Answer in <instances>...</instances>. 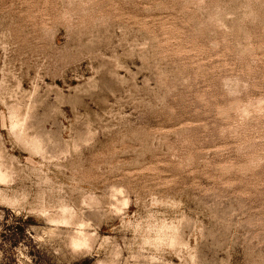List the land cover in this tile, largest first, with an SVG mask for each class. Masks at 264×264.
I'll list each match as a JSON object with an SVG mask.
<instances>
[{"label":"rangeland","instance_id":"rangeland-1","mask_svg":"<svg viewBox=\"0 0 264 264\" xmlns=\"http://www.w3.org/2000/svg\"><path fill=\"white\" fill-rule=\"evenodd\" d=\"M26 249L264 264V0H0V264Z\"/></svg>","mask_w":264,"mask_h":264},{"label":"clouds","instance_id":"clouds-1","mask_svg":"<svg viewBox=\"0 0 264 264\" xmlns=\"http://www.w3.org/2000/svg\"><path fill=\"white\" fill-rule=\"evenodd\" d=\"M112 191L116 192L117 195L119 196H123L124 194V189L120 188V189H115L113 188ZM117 195H114L111 197L112 200L116 201L117 200ZM119 202V201H118ZM124 207H130V204L128 201H124ZM61 213H67L69 211L68 208H62L60 209ZM49 215V213L47 211H42L40 213L41 218L47 217ZM48 224L55 226V227H60V226H70L69 225V221L66 219H60V220H51V221H46ZM77 227V231L75 233V235L73 237L70 238V243H69V247L72 249V251L74 252H78L82 249H90V245L89 242L86 238V234L84 232V229H86L88 227V225H86L85 223H80L79 225L76 226ZM93 235H95V233H93ZM32 239L36 242L38 241H42L44 239V236H33ZM19 249V248H18ZM27 249L25 251V253H21L22 259H27L28 264H31V259L30 257H28L26 255ZM18 264H20V262L18 261Z\"/></svg>","mask_w":264,"mask_h":264}]
</instances>
